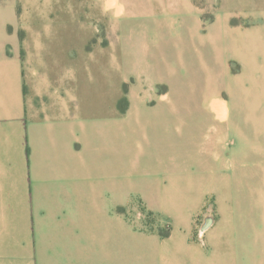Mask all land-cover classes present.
Instances as JSON below:
<instances>
[{
	"label": "crops",
	"instance_id": "obj_1",
	"mask_svg": "<svg viewBox=\"0 0 264 264\" xmlns=\"http://www.w3.org/2000/svg\"><path fill=\"white\" fill-rule=\"evenodd\" d=\"M125 1L103 0L123 24ZM255 23L244 30L255 33ZM27 31L23 43L0 39V264H264L256 241L225 239L213 219L197 232L194 216L218 187L215 173L193 165L192 148L183 156L151 150L145 162L138 117H123L114 130L106 98L102 115L88 112L87 95L114 98L111 43L92 51L108 56L100 79L82 83L80 50L59 46L44 26ZM256 38L260 44L240 58L255 70L264 34ZM120 73L122 84L124 65ZM222 107L225 117L214 114L220 121L229 116ZM124 134L131 144L114 146V135ZM114 199L145 201L168 232L144 225L135 209H115Z\"/></svg>",
	"mask_w": 264,
	"mask_h": 264
},
{
	"label": "rangeland",
	"instance_id": "obj_2",
	"mask_svg": "<svg viewBox=\"0 0 264 264\" xmlns=\"http://www.w3.org/2000/svg\"><path fill=\"white\" fill-rule=\"evenodd\" d=\"M125 2L123 24L104 9L103 0H0V39L8 42L12 35L23 43L28 28H48L59 46L80 50L82 83L100 79L108 56L92 51L111 43L114 98L87 95L88 112L102 115L106 98L114 130L123 117L130 122L138 117L147 139L145 162L151 150L175 149L183 156L192 148L193 165L215 173L218 187L194 216L197 232L203 233L201 226L211 217L225 239L256 241V260L264 262V50L254 51L257 70L240 59L260 44L264 0ZM255 21L259 30L245 31ZM132 94L144 101L136 102ZM224 104L229 116L220 121L214 114ZM130 144L126 134L114 135V146ZM113 207L135 209L146 226L160 224L143 200L114 199ZM168 229L161 222L158 230Z\"/></svg>",
	"mask_w": 264,
	"mask_h": 264
},
{
	"label": "water",
	"instance_id": "obj_3",
	"mask_svg": "<svg viewBox=\"0 0 264 264\" xmlns=\"http://www.w3.org/2000/svg\"><path fill=\"white\" fill-rule=\"evenodd\" d=\"M211 224H212V218L211 217H207L205 219L203 225L201 226V230H206Z\"/></svg>",
	"mask_w": 264,
	"mask_h": 264
},
{
	"label": "bare ground",
	"instance_id": "obj_4",
	"mask_svg": "<svg viewBox=\"0 0 264 264\" xmlns=\"http://www.w3.org/2000/svg\"><path fill=\"white\" fill-rule=\"evenodd\" d=\"M219 112L221 114L222 117L226 116V108L225 107H219Z\"/></svg>",
	"mask_w": 264,
	"mask_h": 264
},
{
	"label": "trees",
	"instance_id": "obj_5",
	"mask_svg": "<svg viewBox=\"0 0 264 264\" xmlns=\"http://www.w3.org/2000/svg\"><path fill=\"white\" fill-rule=\"evenodd\" d=\"M123 112V111H122ZM161 235H166L165 233H160Z\"/></svg>",
	"mask_w": 264,
	"mask_h": 264
}]
</instances>
